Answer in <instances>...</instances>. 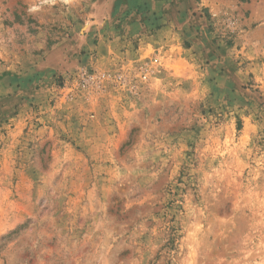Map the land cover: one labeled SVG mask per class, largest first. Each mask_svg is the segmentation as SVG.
<instances>
[{"label": "rangeland", "instance_id": "obj_1", "mask_svg": "<svg viewBox=\"0 0 264 264\" xmlns=\"http://www.w3.org/2000/svg\"><path fill=\"white\" fill-rule=\"evenodd\" d=\"M0 264H264V0H0Z\"/></svg>", "mask_w": 264, "mask_h": 264}]
</instances>
